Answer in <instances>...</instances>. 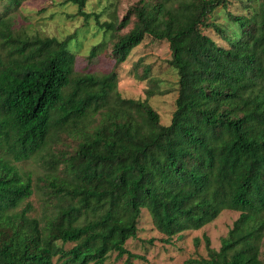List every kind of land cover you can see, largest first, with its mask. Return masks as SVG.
Returning a JSON list of instances; mask_svg holds the SVG:
<instances>
[{
	"label": "trees",
	"instance_id": "16d2710c",
	"mask_svg": "<svg viewBox=\"0 0 264 264\" xmlns=\"http://www.w3.org/2000/svg\"><path fill=\"white\" fill-rule=\"evenodd\" d=\"M25 1L0 14V264L146 260L127 248L145 209L165 243L238 211L219 249L204 235L207 257L183 264H264V0H236V11L231 0H139L118 22L69 0L111 38L115 66L101 74L77 73L73 35L13 29L9 12ZM146 36L169 42L178 73L169 124L148 97L118 90V66ZM64 136L70 149L54 152ZM34 156L56 163L39 181L41 215L17 166Z\"/></svg>",
	"mask_w": 264,
	"mask_h": 264
},
{
	"label": "rangeland",
	"instance_id": "374dc122",
	"mask_svg": "<svg viewBox=\"0 0 264 264\" xmlns=\"http://www.w3.org/2000/svg\"><path fill=\"white\" fill-rule=\"evenodd\" d=\"M139 0H90L86 10L90 13H98L101 20L121 21L129 8ZM231 10H237L236 0H231ZM237 3V2H236ZM6 0H0V14L8 13ZM13 20V29L30 35L40 34L43 36H55L65 38L73 35L71 49L77 56V73L101 74L111 71L115 66V60L111 56V38L104 29H101L94 17L88 22L78 15V7L69 0H27L16 10L9 12ZM225 11H219L216 18L225 22ZM118 19V20H117ZM132 27L122 28L125 33ZM206 33L219 39V35L213 29H206ZM105 43L94 59H89L92 47L96 44ZM172 51L167 40H157L146 36L143 42L135 47L127 60L118 66L119 84L118 90L124 97L146 99L160 113L161 122L169 124L176 107L178 96V73L169 64ZM152 95L149 96V93ZM65 137V136H64ZM67 143H56V149H70L69 143L73 139L65 137ZM63 148V149H62ZM52 150V151H53ZM44 158L34 156L28 160L18 162L20 171L31 174L34 179L35 192L30 197L36 210L32 215H41L44 205L39 181L46 180L51 166L50 156ZM239 212L224 210L217 219L199 230L185 231L181 236H175L171 243L162 242L164 237L159 233L153 223L149 212L145 209L139 223L136 237L131 238L127 248L134 253L142 254L145 259H133L131 264H183L191 257H207V248L204 235L211 239V246L219 249L222 238L232 228ZM200 237L201 242L197 247L195 238ZM127 256L119 257L112 253L105 264H125Z\"/></svg>",
	"mask_w": 264,
	"mask_h": 264
}]
</instances>
